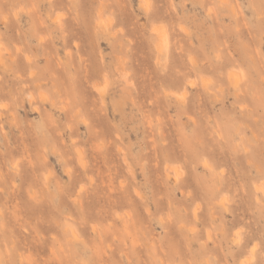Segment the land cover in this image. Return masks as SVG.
Wrapping results in <instances>:
<instances>
[{
  "label": "rangeland",
  "instance_id": "374dc122",
  "mask_svg": "<svg viewBox=\"0 0 264 264\" xmlns=\"http://www.w3.org/2000/svg\"><path fill=\"white\" fill-rule=\"evenodd\" d=\"M145 4L0 0V264H264V0Z\"/></svg>",
  "mask_w": 264,
  "mask_h": 264
},
{
  "label": "bare ground",
  "instance_id": "6f19581e",
  "mask_svg": "<svg viewBox=\"0 0 264 264\" xmlns=\"http://www.w3.org/2000/svg\"><path fill=\"white\" fill-rule=\"evenodd\" d=\"M204 80V79H203ZM202 81V80H201ZM97 91V90H96ZM102 91V90H101ZM103 92V91H102ZM30 94V93H29ZM40 95V94H39ZM28 96V95H27ZM84 121V120H83ZM118 149V148H117ZM84 165V164H83ZM91 180V179H90ZM78 192V191H77ZM80 202V201H79ZM94 228V227H93ZM207 236H209V235H207ZM75 237V236H74Z\"/></svg>",
  "mask_w": 264,
  "mask_h": 264
},
{
  "label": "snow or ice",
  "instance_id": "6c2138e0",
  "mask_svg": "<svg viewBox=\"0 0 264 264\" xmlns=\"http://www.w3.org/2000/svg\"><path fill=\"white\" fill-rule=\"evenodd\" d=\"M145 6H147V0H146V4H145Z\"/></svg>",
  "mask_w": 264,
  "mask_h": 264
}]
</instances>
